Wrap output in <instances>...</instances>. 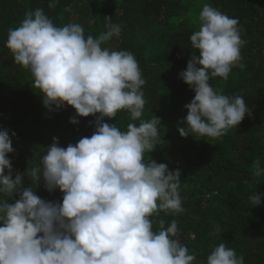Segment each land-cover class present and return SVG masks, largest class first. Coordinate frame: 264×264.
Instances as JSON below:
<instances>
[{"label":"clouds","instance_id":"9594fccd","mask_svg":"<svg viewBox=\"0 0 264 264\" xmlns=\"http://www.w3.org/2000/svg\"><path fill=\"white\" fill-rule=\"evenodd\" d=\"M50 8L56 3L50 2ZM107 21V31L85 36L78 23L56 26L40 8L29 11L16 28L9 29L6 47L15 64L30 71L34 87L50 112L70 106L79 117H96L95 131L66 148L46 149L41 166L13 179L9 154L14 152L8 130H0V264H195L196 257L178 239L173 219L150 217L158 211H184L179 192L181 172L169 171L145 154L155 150L161 120L143 119L145 85L138 61L130 51L103 45L120 37L122 27ZM200 27L190 35L191 56L180 78L195 96L185 105L187 116L178 127L189 135L222 138L251 116L240 95L227 96L210 81L228 79L240 63L239 20L205 3ZM126 111V130L105 123ZM72 124L79 120L71 118ZM15 136V133H12ZM253 175H264L259 160ZM7 169L8 174H5ZM24 175L49 192L59 189L62 203L40 198L31 186L23 188ZM20 194L15 203L9 202ZM256 206L261 196L250 198ZM206 264H245L226 243L207 256Z\"/></svg>","mask_w":264,"mask_h":264},{"label":"trees","instance_id":"16d2710c","mask_svg":"<svg viewBox=\"0 0 264 264\" xmlns=\"http://www.w3.org/2000/svg\"><path fill=\"white\" fill-rule=\"evenodd\" d=\"M56 7L50 8L49 3ZM205 3L237 18L241 38L243 68L232 69L227 80L215 78L210 84L227 96L240 95L251 116L219 139L181 137L178 127L187 116L185 105L195 96L181 78L191 56L190 35L199 29V13ZM40 8L56 26L78 23L85 36L98 37L107 31V18L122 27L103 47L134 54L142 76L146 105L143 119L153 115L161 126L156 148L145 154L169 171L181 172L179 192L184 211L172 214L158 211L150 219L154 230L163 219L165 226L175 219L178 239L206 264L207 256L220 243H226L243 256L245 264H264V175L255 176L254 163L264 168V0H0V130H8L14 152L9 154L13 179L28 169L41 166L56 138L59 146L75 145L95 131L96 117H79L75 109L49 111L29 70L15 64L6 47L8 32L25 14ZM79 120L72 124L71 118ZM105 123L126 130L131 121L126 111ZM15 136H12V133ZM7 175V169L5 170ZM53 203H62L59 189L49 192L43 182L37 187L24 175L23 188ZM261 196L256 206L249 199ZM20 194L9 202L15 203Z\"/></svg>","mask_w":264,"mask_h":264}]
</instances>
